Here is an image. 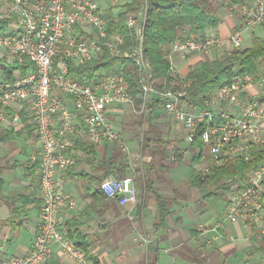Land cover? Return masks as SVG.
I'll return each mask as SVG.
<instances>
[{
  "label": "built area",
  "instance_id": "obj_1",
  "mask_svg": "<svg viewBox=\"0 0 264 264\" xmlns=\"http://www.w3.org/2000/svg\"><path fill=\"white\" fill-rule=\"evenodd\" d=\"M232 7L240 12L238 25L228 35L209 30L203 37L193 33L177 38L170 51L227 52L242 49V32L264 30V0H242ZM141 19L129 15L127 24L136 26L139 42L123 47L124 35L108 33V17L97 0H0V58L23 66L6 78L0 70V126L19 130L26 124L34 132L27 168H38L40 190L39 223L26 254L3 255L0 264H45L57 244L64 256L77 264H92L67 229L59 225L63 204L78 210L79 204L64 187L62 172L76 161L73 146L79 140L94 145L118 144L129 153L124 134L109 118L111 107L135 106L121 69H104L93 78L74 77L69 64H81L106 47L110 53L131 57L141 70L143 91L140 112L152 96L160 100L161 111L180 125V139L192 144L200 136L207 151L200 174L231 158H251V147L264 150V71L258 76L244 70L232 80L200 95L201 105L184 98L191 82L172 64L170 79L158 87L152 83L150 65L143 53ZM169 160L175 155L170 152ZM105 195L119 205L135 202L134 177L109 174L100 181ZM132 219V216H130ZM243 221L253 227L258 239L264 237V161L226 192L222 219L202 230L226 229ZM144 242L150 239L141 236ZM209 242V239L207 240Z\"/></svg>",
  "mask_w": 264,
  "mask_h": 264
},
{
  "label": "crops",
  "instance_id": "obj_2",
  "mask_svg": "<svg viewBox=\"0 0 264 264\" xmlns=\"http://www.w3.org/2000/svg\"><path fill=\"white\" fill-rule=\"evenodd\" d=\"M239 21L240 15L224 17L218 26L212 29L222 35H228ZM220 50L222 49H215L207 53L170 51L168 56L180 74L186 75L200 59L211 60L219 57ZM122 105L111 107L108 114L110 119L112 113ZM156 112H160L159 107L152 114L154 125H156ZM111 121L113 122L112 119ZM2 128L0 126V130ZM19 131L20 133L9 142L19 139L26 143L30 139L34 140L35 135L30 125L26 124ZM182 132L179 125V130L176 131L178 139ZM125 135V140L131 149L133 139L127 137L129 136L127 132ZM9 142L0 141V144ZM183 144L185 147L192 148L194 153L192 145L184 141ZM112 145L110 143L97 145V154L105 153L109 156ZM1 151L3 150H0V159L6 163V167L0 172L3 179L2 193L9 198L11 206L5 198L0 197V253L22 255L28 252L39 223V171L36 167L37 164L34 169L29 170L27 168L29 160L27 161L25 158L20 160L16 157L18 154H25L27 149L15 148L10 151ZM170 152L172 151L169 150L166 156ZM174 153L172 152V154ZM129 154L132 155L131 151ZM127 158L130 159L129 156ZM201 163L198 164L201 165ZM174 166L171 165L167 172H171ZM63 172L64 187L80 206L78 210L68 209L65 204L61 206L58 213L59 225L67 229L66 221L76 216L90 200V197L82 191L76 177H66ZM144 176L145 178L138 182L133 176L137 192L135 202L119 205L111 199L113 208L102 214L92 212L82 227V231L94 240L92 252L97 259L96 264H264V253L257 249L259 239L256 236V231L246 222L229 223L226 229L218 231L210 229L205 231L199 228L200 225L210 226L216 220L223 218L224 199L219 196L209 197L221 203V209L214 210L209 206V198L204 197L203 188L190 185L192 189L190 188V194H187V197L184 194L176 197L169 191V186L177 185L174 180L170 183L166 178L160 180L157 177L158 181H156V174L152 169L146 171ZM169 179L172 181V173ZM150 181L154 182V189L157 192L172 199L169 205L170 211L162 224H160L157 214L154 191L147 186ZM190 201L191 205L188 204ZM72 236L76 240L75 233ZM141 236L150 239V242H144ZM208 239L209 242H207ZM89 262L95 264L90 259ZM45 264L77 263L73 257L64 256L59 246L53 244L51 255Z\"/></svg>",
  "mask_w": 264,
  "mask_h": 264
},
{
  "label": "trees",
  "instance_id": "obj_3",
  "mask_svg": "<svg viewBox=\"0 0 264 264\" xmlns=\"http://www.w3.org/2000/svg\"><path fill=\"white\" fill-rule=\"evenodd\" d=\"M220 1L232 5L233 3H240L242 0H124L121 10L116 15L111 12L107 14L108 33L121 32L124 35L123 47L136 45L139 42L136 26H129L127 18L129 15L135 14L141 19V12H145L142 48L150 65L152 83L160 87L164 81L170 79L168 74L171 64L168 56L170 44L173 40L188 36L190 33L203 37L208 29L216 28L222 19L218 12ZM3 24L1 23L0 27ZM263 60L264 36H253L249 46L226 52L222 57L211 60L200 59L186 74L191 82L185 88L184 98L201 105L200 95L232 80L237 72L247 70L254 76H258L260 73L259 62ZM116 66H120L117 69L124 72L129 92L133 95L135 106L139 107L143 95L140 85L141 70L131 57L112 54L104 47L94 58L84 63H70L69 72L74 77H84L89 80L99 70L110 71L115 69ZM22 68L23 66L20 64L9 63L0 58V70L6 78L14 76L15 70H22ZM159 103L160 100L152 96L146 105V110L141 112L138 120L140 126H143L144 122L147 121L152 134L147 140H151L155 145V149H150L151 158L145 164L148 166L145 167L146 171L151 168L155 159H158L159 168L162 171L169 169V165L163 162V159H168L164 154V144L167 140L152 123V114L158 109ZM19 133V130L2 128L0 130V141H10ZM171 141L173 144H177L182 140L174 138ZM145 144L144 147H148V143ZM191 145L194 148V153L189 164V183L193 187H209L210 189L204 195L205 198L219 196L225 200L229 188L240 179H244L252 168L264 161V150L252 146L251 158H231L220 166L210 168L202 176L200 170H196L195 166L203 161V155L207 148L202 143L199 135ZM73 149L76 161L73 166L65 169L63 174L66 177H76L80 182L82 191L89 195L90 200L76 216L66 221V227L70 235L75 233L76 243L84 250L86 257L96 264L97 259L92 252L94 240L82 231V227L86 224L92 212L102 214L114 207L112 206V200L100 188L101 179L109 173L117 177L125 176L131 163L115 143L112 145L109 156L105 153L97 154L96 145L82 140L77 141ZM174 152L175 158L180 159L182 152L179 151L178 146H175ZM5 167L6 164H0V172ZM158 179H165V177L158 176ZM2 185L3 179L0 176V197L5 198L10 205L9 198L2 193ZM147 186L154 191L157 214L160 224H162L170 211L169 205L172 199L157 192L154 189L153 181H150ZM257 249L264 253V237L258 240Z\"/></svg>",
  "mask_w": 264,
  "mask_h": 264
},
{
  "label": "rangeland",
  "instance_id": "obj_4",
  "mask_svg": "<svg viewBox=\"0 0 264 264\" xmlns=\"http://www.w3.org/2000/svg\"><path fill=\"white\" fill-rule=\"evenodd\" d=\"M97 1L100 3L101 11L107 17H108L107 14L109 12L116 15L121 10L122 4L124 2V0H97ZM218 4H219L218 12L220 13L222 19L224 17L230 18V17H237L240 15L239 10L232 7V5L228 4L227 2L220 1ZM131 15H135V14H131ZM136 18L138 20L140 19V17L138 16H136ZM253 36H264V30L262 28H255L254 30L247 29L243 31L242 48L247 47L251 44V40ZM219 52H220L219 57H222L224 53L227 52V50L222 49ZM117 68H120V66H116L115 69ZM259 69L264 71V60L259 62ZM140 115L141 112L131 104H123L122 106H120V108L116 109V112H113L111 115V119L113 120L115 126L119 128V130H121L124 135L127 132V134L129 135L127 137H131V139H133L132 141L133 145L130 149L132 155H130L129 153H124L122 150L120 151L126 157L129 156L130 158L129 162H131L132 167L129 168L127 174H132L135 177V181L137 182L139 180L142 181L145 178L144 176V174L146 173L145 167H148L145 164L151 158L150 149H155L154 143L151 140H147V138L152 136L151 131L149 130V125L147 123H144L143 126H140L138 124ZM155 115H156L155 116L156 125L154 126L162 132V136L164 137V139L167 140V142L164 144V148H165L164 154L167 155V152L169 150L174 152L175 146H178L179 151H182V156L180 157V159H174L172 161L169 159L167 160L163 159V162L165 164H168L169 168L171 165H175L171 170V172L162 171L159 168L158 159L154 160V163L149 170L151 169L154 170V173L156 174L155 177L156 181H158L157 180L158 176L165 177L168 181H170V183L173 182V180L175 181V183L177 184L175 185V187L169 186L170 187L169 191H171L174 194V196L180 197L181 195L184 194L187 197V194L189 195L190 190L192 189L188 180V172H189V164L191 163V159L193 155V149L189 147H185L183 141L177 144H173V142L171 141L174 138L178 139L176 135V131L179 130V125L175 121L173 116L166 114L161 110L160 112H156ZM33 141H34L33 139L28 140L26 143L23 140H19V139L12 142L8 141L9 143H5V144L3 143V145L0 144V150L10 151L15 148L27 149V152L25 154L21 153L18 154L16 157L20 160L25 158V160L28 161L30 158ZM145 143H148V147H144L146 145ZM3 163L6 164L4 160L0 159V164ZM195 167L196 170H199L201 165L197 164ZM171 173H172V181L169 179L171 177ZM209 189H210L209 187H205L203 188L202 192L206 193ZM164 190L166 191L167 189ZM208 203L211 209L214 210L221 209V203L214 198H209ZM188 204L191 205L192 202L190 201Z\"/></svg>",
  "mask_w": 264,
  "mask_h": 264
}]
</instances>
